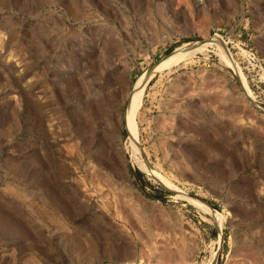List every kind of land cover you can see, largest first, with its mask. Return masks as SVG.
<instances>
[{
  "label": "rangeland",
  "instance_id": "rangeland-1",
  "mask_svg": "<svg viewBox=\"0 0 264 264\" xmlns=\"http://www.w3.org/2000/svg\"><path fill=\"white\" fill-rule=\"evenodd\" d=\"M0 264H264V0H0Z\"/></svg>",
  "mask_w": 264,
  "mask_h": 264
},
{
  "label": "bare ground",
  "instance_id": "bare-ground-1",
  "mask_svg": "<svg viewBox=\"0 0 264 264\" xmlns=\"http://www.w3.org/2000/svg\"><path fill=\"white\" fill-rule=\"evenodd\" d=\"M191 48H192V44L190 43L183 44L174 53H172L171 55L164 56L162 59L157 61L155 64L151 65L136 78V80L134 81L133 88L129 94V101L126 108L128 127L130 129V133L132 136H135L136 133V124H135L136 114L142 105L145 89L150 79L157 72L170 68L172 65L177 63L179 59L184 57L185 54L188 53L189 49ZM197 49H200V47L196 48V50Z\"/></svg>",
  "mask_w": 264,
  "mask_h": 264
}]
</instances>
